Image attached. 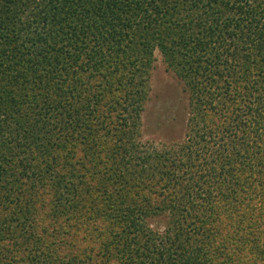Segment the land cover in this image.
I'll list each match as a JSON object with an SVG mask.
<instances>
[{
	"label": "trees",
	"instance_id": "1",
	"mask_svg": "<svg viewBox=\"0 0 264 264\" xmlns=\"http://www.w3.org/2000/svg\"><path fill=\"white\" fill-rule=\"evenodd\" d=\"M0 264H264V0H0Z\"/></svg>",
	"mask_w": 264,
	"mask_h": 264
},
{
	"label": "rangeland",
	"instance_id": "2",
	"mask_svg": "<svg viewBox=\"0 0 264 264\" xmlns=\"http://www.w3.org/2000/svg\"><path fill=\"white\" fill-rule=\"evenodd\" d=\"M150 93L141 116V138L156 147L182 141L189 116L188 97L183 84L167 69L161 54L154 52L150 74ZM164 216L151 221L162 230Z\"/></svg>",
	"mask_w": 264,
	"mask_h": 264
}]
</instances>
